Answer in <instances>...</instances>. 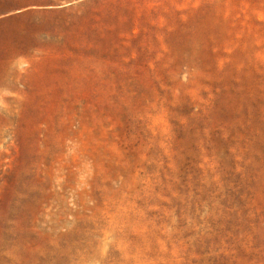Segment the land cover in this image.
Returning <instances> with one entry per match:
<instances>
[{"label": "rangeland", "instance_id": "1", "mask_svg": "<svg viewBox=\"0 0 264 264\" xmlns=\"http://www.w3.org/2000/svg\"><path fill=\"white\" fill-rule=\"evenodd\" d=\"M0 264H264V0H0Z\"/></svg>", "mask_w": 264, "mask_h": 264}]
</instances>
